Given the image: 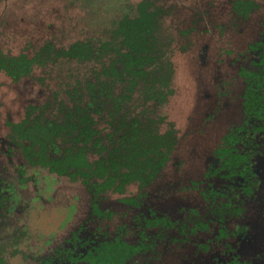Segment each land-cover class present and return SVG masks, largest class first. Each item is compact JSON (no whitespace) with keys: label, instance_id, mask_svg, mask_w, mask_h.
<instances>
[{"label":"rangeland","instance_id":"obj_1","mask_svg":"<svg viewBox=\"0 0 264 264\" xmlns=\"http://www.w3.org/2000/svg\"><path fill=\"white\" fill-rule=\"evenodd\" d=\"M135 1L0 0V49L11 56L24 53L31 57L45 42L60 47L78 38L102 36L117 10ZM178 1L187 6L182 12L187 14L185 20L172 16L161 20L154 43L158 48L164 46L165 49L160 48L164 51L161 60L166 66L172 65L173 70L168 94L159 107L164 116L154 127L158 133L173 130L176 146L158 178L146 186L131 185L126 191V196L136 198L138 192L144 193L139 205L105 193L98 204L111 212L107 219L109 234L114 235L118 229L123 236L135 238L136 216L149 215L147 209L151 205L156 216L166 215L168 219L190 223L193 216L189 209L203 214L208 202L219 205L230 201L232 189L237 190V182L230 183L231 179L220 176V172L208 179L204 177L207 166L217 162L216 149L222 145L223 136L241 122L243 83L237 76L236 60L249 42L262 37L264 0H252L257 7L248 18L230 12L234 0ZM66 69L34 65L30 75L18 81L0 70V185L6 184L3 181L14 184L11 190L18 195V198L12 195L15 200L10 199L13 210L5 211L6 227L2 230L6 246L3 254L0 252L4 259L0 264H52L61 249L72 244L79 229L84 236L102 237L99 231L102 226L89 220L93 206L86 187L47 169L28 167L26 184L16 186L20 181L17 165L23 161L22 151L14 144L13 149L4 145L10 133L8 120L20 121L29 102H42L47 93L57 89ZM263 144L264 141L258 148L263 149ZM262 159L264 162L263 155ZM257 161L253 169L264 177V166ZM32 176H36L35 181ZM198 182L202 184L196 188L194 184ZM209 186L219 191L207 200L202 190ZM263 192V186H259L251 196H244L240 217H227L223 224L213 221L217 219L212 215L206 231L190 234L191 240L186 243L166 238L168 242L159 245L163 252L158 261L264 264ZM243 225L248 240L236 234ZM234 230L237 231L229 234ZM169 233L174 239L179 234L175 229ZM233 257L238 261L233 262Z\"/></svg>","mask_w":264,"mask_h":264},{"label":"trees","instance_id":"obj_2","mask_svg":"<svg viewBox=\"0 0 264 264\" xmlns=\"http://www.w3.org/2000/svg\"><path fill=\"white\" fill-rule=\"evenodd\" d=\"M186 7L178 0H137L117 10L102 36L78 38L60 47L45 42L31 57L24 53L11 56L0 49V69L14 81L29 76L34 65L67 68L57 89L47 93L42 102L29 103L20 121H8L9 145L19 147L23 155L17 165L21 174L16 186L26 184L27 167L78 181L92 197V221L111 216L98 204L105 193L138 204L126 191L133 184L142 187L157 178L176 146L173 130L158 133L154 127L163 119L159 107L173 76L172 65L161 60L164 51L160 48L164 46L158 48L154 43L160 21L169 16L184 21ZM255 7L257 4L246 0L238 2L235 9L248 18ZM261 61V69H243L245 86L240 101L244 119L223 136L222 146L216 149L220 162L230 163L231 171L241 176L249 172L254 177L251 165L256 164V156L264 155L252 143L264 137V46ZM32 178L36 180V176ZM254 181L255 186L260 185L259 179ZM12 195L18 198L12 192L10 199L15 200ZM3 210L0 207V221ZM6 210L12 211L13 206L8 204ZM219 210L228 216L242 213L233 202ZM144 218L148 220L141 226L143 230L164 226L166 219L165 215ZM2 228L0 244L5 245ZM79 230L52 264H139L142 260L148 264L155 240L163 238L160 231L152 237L140 230L141 239L131 242L106 232L90 238ZM0 263H4L2 257Z\"/></svg>","mask_w":264,"mask_h":264},{"label":"flooded vegetation","instance_id":"obj_3","mask_svg":"<svg viewBox=\"0 0 264 264\" xmlns=\"http://www.w3.org/2000/svg\"><path fill=\"white\" fill-rule=\"evenodd\" d=\"M234 1H236V2L234 3V5L232 7V10H230V12L236 13L237 16L242 17V15H239L240 12L235 9V6H236V4L238 2H240V1H246V0H234ZM250 1H252V0H250ZM261 35H262L261 38L255 39L252 42H249L246 45L247 46L246 50H244L243 53L240 54L239 58L236 60L237 66H238V68H237V71H238L237 72V76H239V78H241V82L243 83L244 86H245V80H244V77L245 76L242 75V71L243 72H245L244 70H254L255 71L256 68L257 69H261L262 68V61L261 60H262V46H264V31H262V34ZM257 41H259L258 44H257ZM253 46H258V47L252 49L251 47H253ZM253 60L255 62H253ZM29 103H35V102L34 101H31ZM28 104L26 105V107L28 106ZM26 107H25V111H26ZM240 107L242 108V106H240ZM24 114H25V112H24ZM241 114H242V119L241 120H243L244 118H243V112H242V110H241ZM8 121H10V120H8ZM241 123H242V121L240 122V124ZM232 128H234V127H232ZM8 139L9 138H5L4 145H7L8 149H13V148H11V145H9V140ZM262 141H264V137L262 139H256L252 143L253 144H256L257 146H261ZM262 146L264 147V144ZM260 150H261L262 153H264V148L263 149H260ZM216 154H217L216 155L217 156V162L214 161L213 163H210L212 165L209 164L207 166V174L205 175L204 179H208L209 177H211L213 175H216L217 173L220 172L219 173L220 176H223V177H225L227 179H231L230 180V183H233L234 181H236L237 184H238V186L236 185L237 186V190L232 189V194H231L232 197L230 198L231 199L230 201H226L224 203H220L219 205L212 204L211 202L210 203L208 202V204H207V212H205L203 214H199V212H197L196 209H189L190 214L193 216V217L191 216L192 218L190 220V223H188L187 220H185V221H181V220L180 221H176V220H173V219H170V218L168 219L167 216L165 215L166 219L163 220L164 226L161 224L162 227L160 225H156V227H152V225H151V226L145 228V230H143V229H141V226L146 223V220H148V219H145L144 217L146 216V218L148 217L151 220H153V218L156 216V214L153 212L154 211V206L151 205V206H148V209H147L148 212H150L149 215H137L136 216L135 222L137 221V223H135V226H137V228H136V230H137V236H135V238L131 239L129 237L123 236L118 229L114 233V235L123 237L126 240L131 241V242H137V241H139V239H141V235L139 234L140 230H143L145 233H147L149 236H152V237L154 236V233H156L158 231L162 232L163 238H162V240H155V242L157 243V245L154 248L155 250H153V255L151 256V259L148 260V264H166V262H160V261H158L159 260V254L161 252H163L162 250H159L160 249L159 248V245L163 244V241L164 242H168L166 238H169L170 239L169 240L170 242H172V241H181V243H186L189 240H191L190 239V237H191L190 234H193V233H196V232H199V231L200 232L201 231H206V229L208 228V226H210V223H211L210 220L212 219V215H214V217L217 219V220H213V221H217L218 223L220 222V223H223V224H224V220L227 217H229L231 219L234 218V217H240L242 215V213H243V210H244L243 206L241 205L242 201L244 203V199L246 197L251 196L252 193H254V191H255V189L257 187L260 186L262 188V186H263V189H264V185H263V183H264V177L261 174H259V172L256 171L257 172L256 173L255 170L253 169L255 166H257L258 161L256 162L255 165H251V171H254L255 172L254 177L251 176V173H249L248 171H246L248 173H246L245 176H241L239 172H235L234 173V172L231 171L232 168L230 169L228 167L230 163L224 165L222 162H220L219 155H218L217 152H216ZM262 155L261 156H256L255 158L258 159V160H260V162L262 163V166H264V162L262 161L263 160L262 159ZM215 163H218V165L216 166ZM238 167L240 168L241 165H238ZM233 168L235 169V166H233ZM256 179H259L260 180L259 181L260 182V185L259 186H255L254 185L255 184V181L254 180H256ZM3 182L6 183L7 185L6 184L4 186L3 185H0V202H1L0 207H1V209H4L3 210V212H4L3 214L4 215H3V218L0 221V224H1L0 227H6V226L3 225V222H4L3 219L6 216L5 215V211H7L6 210L7 205L8 204L10 205V203H9L10 202V197L6 198V195L5 194H8V192L13 188V187H11L9 185V183H7L5 181H3ZM199 184H202V182L195 183L194 185L197 188ZM135 185H137V184H135ZM248 185L250 186V188L247 187V189H246L245 186H248ZM218 191L219 190L218 189H215V187L209 186L207 189H203L202 190V194H203V197L208 200L209 197H211V196L214 197V195ZM10 192L12 193V190ZM112 194H114V193H112ZM143 194L144 193H142V192H138V198L132 197V199L133 200L135 199L136 202H138V204L134 203V201L133 202L129 201V202H126V203H131V204H134L135 206L139 205L141 203V198H143V196H144ZM114 195L117 196L118 194H114ZM141 195H143V196H141ZM244 196H245V198H244ZM261 199H262V197H261ZM100 201H103V200H100ZM5 202H7L8 204H6ZM98 202H99V200H98ZM230 202L231 203L233 202L237 206H240L242 208V213L239 214V215H233V216H228V214H222L221 211L219 210V207H221L222 205H224L226 203H230ZM91 205L93 206L92 199H91ZM93 215H94V211H93V208H92V216ZM92 216L89 219L90 222L91 223H96V224L102 226V227H100V230L99 231L106 232V234H108L109 236L113 235V234H109V232H108V224H107V219L108 218L107 219H101L99 221H92L91 220ZM106 224H107V228L105 227ZM223 224H220V227L223 228L224 227ZM245 225H243V226H241V228L237 229L238 231L237 230H234V231H232L229 234H233L235 231H237L236 234H237L238 237H241L243 239H247L248 240L249 239V235H248L247 231L244 229ZM171 229H175V230H177L179 232V234H177V236H176L175 239L173 238L174 235L171 234V233H169V231ZM220 233L226 235V233H224V230L223 231H220ZM102 236H103V234H102ZM176 243H179V242H176ZM1 246H2L1 249H3V247L6 246V244L5 245H1ZM1 249H0V252L3 251ZM148 253L149 254H152V252H148ZM2 254H3V252H2ZM58 257L59 256H57V259H58ZM232 261L233 262H237L238 259L235 258V257H233L232 258ZM52 262H54V260ZM55 263H57V261H55ZM139 264H145V262L142 260ZM212 264H222V263H220V262L219 263H215L214 262ZM226 264H228V263H226ZM247 264H249V262Z\"/></svg>","mask_w":264,"mask_h":264}]
</instances>
